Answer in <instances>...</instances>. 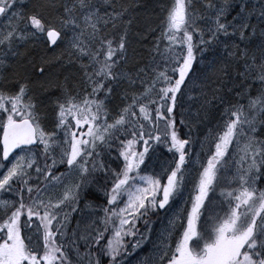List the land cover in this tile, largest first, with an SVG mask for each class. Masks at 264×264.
I'll use <instances>...</instances> for the list:
<instances>
[{
  "label": "snow or ice",
  "instance_id": "snow-or-ice-1",
  "mask_svg": "<svg viewBox=\"0 0 264 264\" xmlns=\"http://www.w3.org/2000/svg\"><path fill=\"white\" fill-rule=\"evenodd\" d=\"M23 3L0 0V264H264V0H157L131 49L128 0Z\"/></svg>",
  "mask_w": 264,
  "mask_h": 264
},
{
  "label": "trees",
  "instance_id": "trees-1",
  "mask_svg": "<svg viewBox=\"0 0 264 264\" xmlns=\"http://www.w3.org/2000/svg\"><path fill=\"white\" fill-rule=\"evenodd\" d=\"M128 2L133 4L132 14L129 13V15L125 16L124 19L127 21L131 18V25L129 31V37L131 41L130 49H131L132 47H135L137 44L136 34L140 32L142 29H145L149 24L152 25L156 24L157 21L155 17L151 16L150 14L152 12L153 5L157 3V0H132V2L131 1ZM140 5H143L142 6L143 8L142 7L140 8ZM158 32H159V28L156 29L154 35L157 34ZM148 39L150 40L151 38L149 37ZM77 73L78 70H73L70 72V74H77Z\"/></svg>",
  "mask_w": 264,
  "mask_h": 264
},
{
  "label": "rangeland",
  "instance_id": "rangeland-1",
  "mask_svg": "<svg viewBox=\"0 0 264 264\" xmlns=\"http://www.w3.org/2000/svg\"><path fill=\"white\" fill-rule=\"evenodd\" d=\"M29 5H30V4H29ZM17 6H18V4H17ZM7 20H8V17H7V16H4L2 19H0V25H3ZM59 47H60V45H57V49H59ZM57 49H53L52 52H55ZM50 53H51V52H50ZM75 68H76V65L73 67V69H69V70H70V71H73V70H75ZM193 106H194V105H193ZM213 123H214V121H213ZM204 130H206V129H204ZM204 130H201V132H200V135H201V136L204 134ZM192 135L195 136V135H196V132L193 131V132H192ZM195 147H199V141H196V142H195ZM9 195H10L9 193H3V194H0V196H2V197H7V196H9ZM181 202H182V201H181ZM157 227H159V224L157 225ZM151 247H152V244H151V243H148V245H147L146 247H143L142 250L136 254V256H133V257H132V260H133V261H136V260H137L140 256H142L144 253H147Z\"/></svg>",
  "mask_w": 264,
  "mask_h": 264
},
{
  "label": "bare ground",
  "instance_id": "bare-ground-1",
  "mask_svg": "<svg viewBox=\"0 0 264 264\" xmlns=\"http://www.w3.org/2000/svg\"><path fill=\"white\" fill-rule=\"evenodd\" d=\"M128 1H132V0H128ZM143 5H140V8L142 7ZM143 8V7H142ZM71 69V68H70ZM73 69V68H72ZM70 70H69V67L68 66H65L64 68H63V71L61 72L62 73V76H63V74L64 73H68V74H70Z\"/></svg>",
  "mask_w": 264,
  "mask_h": 264
},
{
  "label": "flooded vegetation",
  "instance_id": "flooded-vegetation-1",
  "mask_svg": "<svg viewBox=\"0 0 264 264\" xmlns=\"http://www.w3.org/2000/svg\"><path fill=\"white\" fill-rule=\"evenodd\" d=\"M31 2H32V0H24V3L23 4H18L17 7H21V6L28 7Z\"/></svg>",
  "mask_w": 264,
  "mask_h": 264
}]
</instances>
